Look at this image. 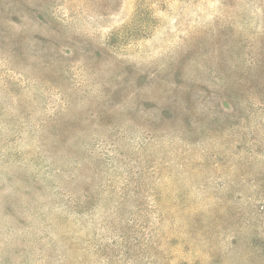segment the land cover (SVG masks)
<instances>
[{"label": "rangeland", "instance_id": "1", "mask_svg": "<svg viewBox=\"0 0 264 264\" xmlns=\"http://www.w3.org/2000/svg\"><path fill=\"white\" fill-rule=\"evenodd\" d=\"M0 264H264V0H0Z\"/></svg>", "mask_w": 264, "mask_h": 264}]
</instances>
